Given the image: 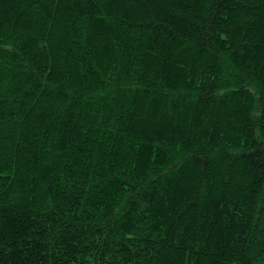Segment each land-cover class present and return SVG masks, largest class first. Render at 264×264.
<instances>
[{
    "label": "trees",
    "instance_id": "16d2710c",
    "mask_svg": "<svg viewBox=\"0 0 264 264\" xmlns=\"http://www.w3.org/2000/svg\"><path fill=\"white\" fill-rule=\"evenodd\" d=\"M0 264H264V0H0Z\"/></svg>",
    "mask_w": 264,
    "mask_h": 264
}]
</instances>
